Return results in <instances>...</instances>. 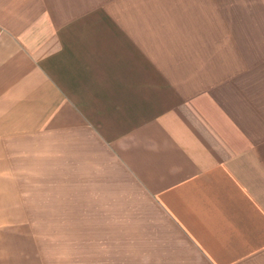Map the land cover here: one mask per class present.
Segmentation results:
<instances>
[{
  "label": "crops",
  "instance_id": "obj_1",
  "mask_svg": "<svg viewBox=\"0 0 264 264\" xmlns=\"http://www.w3.org/2000/svg\"><path fill=\"white\" fill-rule=\"evenodd\" d=\"M0 264H264V0H0Z\"/></svg>",
  "mask_w": 264,
  "mask_h": 264
}]
</instances>
